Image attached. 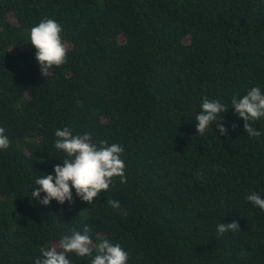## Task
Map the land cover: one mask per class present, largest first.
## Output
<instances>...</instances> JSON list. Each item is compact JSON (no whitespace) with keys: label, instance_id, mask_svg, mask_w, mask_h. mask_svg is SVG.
<instances>
[{"label":"trees","instance_id":"obj_1","mask_svg":"<svg viewBox=\"0 0 264 264\" xmlns=\"http://www.w3.org/2000/svg\"><path fill=\"white\" fill-rule=\"evenodd\" d=\"M47 18L68 54L43 76L29 33ZM253 87L264 94V0H0V264H34L84 226L92 256L71 264L105 239L127 264H264V211L246 200L264 198V117L250 138L231 104ZM204 98L229 109L226 136L197 134ZM63 127L120 144L127 183L90 205L74 189L71 204L33 200L66 158Z\"/></svg>","mask_w":264,"mask_h":264},{"label":"clouds","instance_id":"obj_2","mask_svg":"<svg viewBox=\"0 0 264 264\" xmlns=\"http://www.w3.org/2000/svg\"><path fill=\"white\" fill-rule=\"evenodd\" d=\"M62 27L54 19L47 18L30 29V44L35 49V59L39 64L41 73L45 76L53 67H60L67 60L68 47L61 37ZM232 108L240 119L244 121V133L250 138L261 135L252 123L264 117V94L260 88H251L242 98L233 97ZM219 100L204 98L201 102V111L196 116V132L203 135L214 123L219 135L226 136L227 129L222 124L223 117L220 113L227 112ZM236 125L233 124V128ZM54 147L65 154L62 165L54 167V174H44L37 178L38 187L31 193L33 200L44 194L40 201L48 206L55 200L63 205L65 201L73 202V189L78 198L88 205L107 191L116 177L120 183L126 184L125 163L121 158L124 148L118 144L111 145L105 141H99V147L92 143V135H73L71 128L63 127L55 130ZM10 141L5 130L0 128V150H6ZM246 200L264 211V198L255 192L246 196ZM106 203L114 210H121L119 201L107 200ZM127 215V210H122ZM239 225L236 222L220 223L217 227L218 235L228 231H236ZM89 227L84 226L83 234L72 230L70 236H63L58 244L49 248H42L34 264H71L69 254L78 257H90L93 253V240L89 235ZM96 255L90 260V264H127L128 253L119 244H112L105 239L95 245Z\"/></svg>","mask_w":264,"mask_h":264}]
</instances>
